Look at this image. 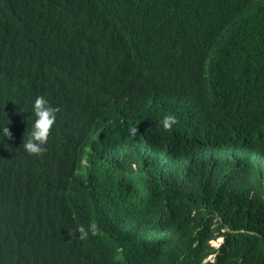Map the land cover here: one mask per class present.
Segmentation results:
<instances>
[{"label": "trees", "instance_id": "1", "mask_svg": "<svg viewBox=\"0 0 264 264\" xmlns=\"http://www.w3.org/2000/svg\"><path fill=\"white\" fill-rule=\"evenodd\" d=\"M0 264H264V0H0Z\"/></svg>", "mask_w": 264, "mask_h": 264}, {"label": "clouds", "instance_id": "2", "mask_svg": "<svg viewBox=\"0 0 264 264\" xmlns=\"http://www.w3.org/2000/svg\"><path fill=\"white\" fill-rule=\"evenodd\" d=\"M56 109L53 108L44 96L38 95L31 106V113L34 120L31 129L28 132V139L23 142V148L29 155H40L45 151V145L48 140L49 131L55 122ZM176 123V117L172 114H165L159 120V124L164 130H169ZM5 136H9V129L5 126L2 129ZM136 126L130 127L129 132L132 135L137 133ZM77 231L82 239L87 238L89 232L96 234L97 226L94 222L88 224L87 229L84 225H77ZM219 239V238H218ZM223 241V238H222ZM221 244V243H220Z\"/></svg>", "mask_w": 264, "mask_h": 264}, {"label": "rangeland", "instance_id": "3", "mask_svg": "<svg viewBox=\"0 0 264 264\" xmlns=\"http://www.w3.org/2000/svg\"><path fill=\"white\" fill-rule=\"evenodd\" d=\"M81 175L85 176L87 173V170L84 168L82 171H80ZM222 242V238H217L215 241L212 242V244H214L215 246H219L220 243ZM210 259H213V256L211 255L209 257Z\"/></svg>", "mask_w": 264, "mask_h": 264}, {"label": "bare ground", "instance_id": "4", "mask_svg": "<svg viewBox=\"0 0 264 264\" xmlns=\"http://www.w3.org/2000/svg\"><path fill=\"white\" fill-rule=\"evenodd\" d=\"M120 93V92H119ZM246 196V195H245ZM248 197V196H247ZM38 203V202H37ZM229 255H230V253H229ZM234 260V259H233ZM222 263V262H221ZM226 263H228L227 261H226Z\"/></svg>", "mask_w": 264, "mask_h": 264}]
</instances>
